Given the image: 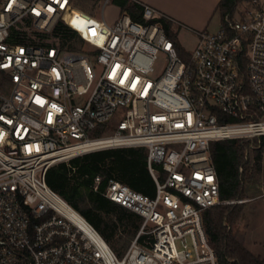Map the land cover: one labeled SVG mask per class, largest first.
<instances>
[{"label": "built area", "instance_id": "2783aa9c", "mask_svg": "<svg viewBox=\"0 0 264 264\" xmlns=\"http://www.w3.org/2000/svg\"><path fill=\"white\" fill-rule=\"evenodd\" d=\"M119 1L0 0V264H221L203 222L229 203L211 145L248 141L262 172L264 0L239 21L225 15L217 32H198L186 60L156 9L142 4L139 22ZM129 147L147 149L156 192L106 185L107 199L141 219L119 258L46 175ZM102 183L97 175L93 190Z\"/></svg>", "mask_w": 264, "mask_h": 264}, {"label": "trees", "instance_id": "16d2710c", "mask_svg": "<svg viewBox=\"0 0 264 264\" xmlns=\"http://www.w3.org/2000/svg\"><path fill=\"white\" fill-rule=\"evenodd\" d=\"M244 1L252 2L222 0L219 5L221 18L225 15L235 17L238 5ZM118 4L133 20L143 21V6L138 0H120ZM155 21L163 25L180 56L186 60L188 54L172 32L171 20L160 16ZM61 29L65 35L69 33L67 29ZM247 153L254 156L249 157ZM211 156L220 184L221 201L229 203L206 210L203 214L210 244L221 264H264V260L238 247L223 226L224 222H233L232 210L238 206L233 201L261 195L255 175L261 151L251 150L246 140H224L212 143ZM97 175L103 177L100 192L92 188ZM110 180L120 181L137 192L154 197L156 185L149 170L147 149L129 147L95 151L75 157L68 163H58L46 175L47 184L79 211L117 252V256L123 258L140 228L141 219L103 195Z\"/></svg>", "mask_w": 264, "mask_h": 264}, {"label": "rangeland", "instance_id": "374dc122", "mask_svg": "<svg viewBox=\"0 0 264 264\" xmlns=\"http://www.w3.org/2000/svg\"><path fill=\"white\" fill-rule=\"evenodd\" d=\"M250 2L244 1L241 2L237 7V12L235 13L234 19L239 21L242 19V15L246 10L250 9ZM171 30L177 35V40L184 51L192 52L197 44V39L195 35L185 29L179 31L171 24ZM213 32L219 31V21L216 24V29H213ZM71 43L69 44L71 51L76 52L80 55H83L81 47H78L79 40L76 38H71ZM76 43V44H75ZM75 44V45H74ZM70 51V50H68ZM99 70V68H98ZM1 92V89H0ZM121 118L120 113L118 112L111 123L114 125ZM112 124L108 125L106 128L101 129L103 133H108L112 128ZM251 148V147H250ZM254 156L253 153L249 155ZM255 175L258 183V187L261 191V195L252 198V199H242L233 201L236 205V208L232 210L233 212V222L232 224L224 222L223 226L226 228L227 232L230 233L232 240L235 244L247 250L254 257L264 260V196L263 190L260 187V184H264V160L263 168L261 172V163H258L255 168ZM252 200V201H250ZM117 242L119 241L116 238ZM111 247V245H109ZM112 248V247H111ZM114 251V249L112 248ZM115 252V251H114ZM117 255V252H115Z\"/></svg>", "mask_w": 264, "mask_h": 264}, {"label": "crops", "instance_id": "0c3cea01", "mask_svg": "<svg viewBox=\"0 0 264 264\" xmlns=\"http://www.w3.org/2000/svg\"><path fill=\"white\" fill-rule=\"evenodd\" d=\"M144 5L156 9L162 16L171 20L172 26L181 31L185 29L193 33L198 41L197 33L213 32L222 18L219 5L222 0H138ZM172 29V28H171ZM217 32V31H216ZM264 196V194H263ZM252 201V200H250Z\"/></svg>", "mask_w": 264, "mask_h": 264}]
</instances>
